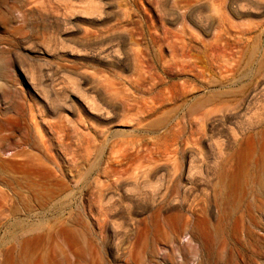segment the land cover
I'll return each instance as SVG.
<instances>
[{
  "label": "rangeland",
  "instance_id": "rangeland-1",
  "mask_svg": "<svg viewBox=\"0 0 264 264\" xmlns=\"http://www.w3.org/2000/svg\"><path fill=\"white\" fill-rule=\"evenodd\" d=\"M227 9L0 0V264H264V8ZM95 89L112 117L82 108ZM34 158L69 189L34 190ZM83 222L70 252L60 229Z\"/></svg>",
  "mask_w": 264,
  "mask_h": 264
},
{
  "label": "bare ground",
  "instance_id": "bare-ground-1",
  "mask_svg": "<svg viewBox=\"0 0 264 264\" xmlns=\"http://www.w3.org/2000/svg\"><path fill=\"white\" fill-rule=\"evenodd\" d=\"M222 1H224L226 3V5L228 7L227 10H229L234 16H238L239 14L251 11L252 9H255V8L256 9L264 8V0H222ZM222 1L220 0V2H222ZM224 18H225V16H224ZM227 18L228 17H226V19ZM228 60H230L229 57H228ZM170 78H171L170 82L176 88L181 86L182 88H185V93H188L190 91V90L186 89L190 86V82L188 80L179 81L178 73L172 74L170 76ZM145 80L141 79L139 76L137 78L135 77V79H129L128 78L127 80H124L122 82V84L123 85H129L132 87H139L141 85H145V82H146ZM148 82H149L148 83L149 86H151L153 88H158L160 90V92L162 90L161 93L164 94L165 102L170 101V100L172 101L173 99H175L174 97H172V95L169 94L170 93L169 89L168 90L166 89V86H165L166 83L165 82H163V81L161 82V80H152V81H148ZM108 83H109V85H116V83L118 84L120 82L111 81ZM95 90H96L95 94H96V97L98 100H96L94 98L95 97L94 95L90 96V97H86L82 101V103H83L82 108L85 109L91 115L96 116V118H98V119H103V118L108 119V118L112 117L116 113V110L118 109V103H116V101L114 100V98L112 96L107 95V94L105 96L101 95V92L98 89H95ZM210 102L211 101L209 98L208 99L204 98V100L201 103L202 109H205V106L207 104H209ZM148 106H146V107H148ZM205 113H206V111H205ZM38 129L39 128H37V130ZM38 133H39V130H38ZM40 138L43 140V136L41 134H40ZM123 155L124 154L119 153L117 156H115L114 161H116V162L120 161V163H121V159L123 158ZM111 161H112V159H111ZM27 165L34 167L35 170L38 171V172H34V173H37V176H39L38 180L34 179V190L35 189L36 190L37 189H40V190L43 189L48 194L53 195L54 193L58 192L59 190H61V192H64L65 189H69V185L67 184L66 181H64L65 180L64 176L61 173L59 175H57L55 172H53V168L47 167L44 162L38 161L35 158H34V161L32 159H28ZM109 167H110V169H106V172L107 173L111 172L112 175L117 174V176H118V173H120V170H118L114 166H109ZM118 168H120V167L118 166ZM123 179H124V177H123ZM112 180H114V179H112ZM101 186L103 187L104 185H101ZM103 189H104V187H103ZM65 196H67V195H65ZM65 196L59 197L58 200L55 203H52L50 206H55L56 209L68 207L69 203H68L67 199L65 198ZM153 216L156 220H158V223H159V220L161 219V213L159 212V210L155 211L153 213ZM79 225L81 226V228H78V226H74L72 224H68V225H62V227L60 229V231L64 234V237L66 238L67 249L70 252H78L77 251L78 250V244H79V233L78 232L80 231V229H82L85 226V224L83 222V223H80ZM36 230H37V227H35V225H34V248L38 245V243L40 241H42L44 239V235L42 233L37 234V232H35ZM90 230H91V228H90ZM90 230H88V231H90ZM50 236L54 238V233L51 232ZM58 248L62 249V246L60 244H58ZM69 264H71L70 261H69ZM74 264H76V263H74Z\"/></svg>",
  "mask_w": 264,
  "mask_h": 264
}]
</instances>
